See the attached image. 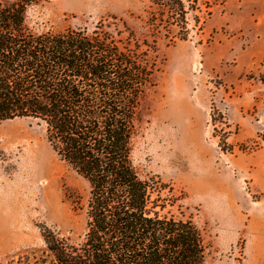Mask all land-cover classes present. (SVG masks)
Here are the masks:
<instances>
[{
  "label": "rangeland",
  "instance_id": "obj_1",
  "mask_svg": "<svg viewBox=\"0 0 264 264\" xmlns=\"http://www.w3.org/2000/svg\"><path fill=\"white\" fill-rule=\"evenodd\" d=\"M251 4L264 12V0H200L187 40L159 41L157 85L136 139L135 162L158 184L160 214L202 230L208 264H264V60L246 52ZM141 8L140 0H35L27 25L37 34L92 32L117 18L139 30ZM89 192L36 122L0 123V264L44 251L47 230L79 242Z\"/></svg>",
  "mask_w": 264,
  "mask_h": 264
},
{
  "label": "trees",
  "instance_id": "obj_2",
  "mask_svg": "<svg viewBox=\"0 0 264 264\" xmlns=\"http://www.w3.org/2000/svg\"><path fill=\"white\" fill-rule=\"evenodd\" d=\"M140 2L139 30L112 18L92 32L37 34L27 25L35 0L0 1V123L36 122L90 187L79 242L47 230L44 251L7 264H208L202 230L160 214L158 184L141 177L134 158L159 41L187 40L200 0Z\"/></svg>",
  "mask_w": 264,
  "mask_h": 264
},
{
  "label": "crops",
  "instance_id": "obj_3",
  "mask_svg": "<svg viewBox=\"0 0 264 264\" xmlns=\"http://www.w3.org/2000/svg\"><path fill=\"white\" fill-rule=\"evenodd\" d=\"M250 10L253 14L245 28L250 36L246 52L250 55L251 62H259L264 60V12L256 10L254 4L250 5Z\"/></svg>",
  "mask_w": 264,
  "mask_h": 264
},
{
  "label": "bare ground",
  "instance_id": "obj_4",
  "mask_svg": "<svg viewBox=\"0 0 264 264\" xmlns=\"http://www.w3.org/2000/svg\"><path fill=\"white\" fill-rule=\"evenodd\" d=\"M199 70V69H198ZM38 159V158H37ZM30 170V169H29ZM28 171V170H27ZM31 171V170H30ZM48 180V179H47ZM35 197V196H34Z\"/></svg>",
  "mask_w": 264,
  "mask_h": 264
}]
</instances>
